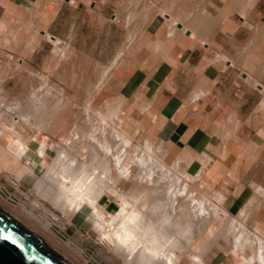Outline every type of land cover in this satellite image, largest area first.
Returning a JSON list of instances; mask_svg holds the SVG:
<instances>
[{
	"label": "crops",
	"instance_id": "obj_1",
	"mask_svg": "<svg viewBox=\"0 0 264 264\" xmlns=\"http://www.w3.org/2000/svg\"><path fill=\"white\" fill-rule=\"evenodd\" d=\"M8 1L33 19L30 69L93 89L109 68L104 101L144 105L142 135L165 159L203 167L229 215L264 218V0Z\"/></svg>",
	"mask_w": 264,
	"mask_h": 264
},
{
	"label": "rangeland",
	"instance_id": "obj_2",
	"mask_svg": "<svg viewBox=\"0 0 264 264\" xmlns=\"http://www.w3.org/2000/svg\"><path fill=\"white\" fill-rule=\"evenodd\" d=\"M146 8L147 9L144 11L143 14L145 18H148L153 13H155L153 8L150 9L149 6H146ZM32 21H33L32 16L27 14V12L25 11L22 5L11 3L8 0H0V42H1L0 43V50H1L0 51V100L2 99L0 101V106H1L0 112L2 113V115L0 116V122L2 124H6L8 128V129L6 128V130H8L11 133V136L9 137L10 139H4L3 137H1L2 139L0 138V187L6 189L7 191V193H5L3 197L0 196V207L3 208V210H5L7 213L19 219L29 230H31L37 236L42 238L45 244L50 246L54 251L58 252L60 255H62L66 260H68L72 264H126V262L123 261V259H120L118 255L112 254L113 252H110L111 250L109 249V246L106 243L101 242V240H99L98 230L96 227H92L86 220L73 219L69 223L68 220L62 217L59 211H56L46 201H44L41 197H39L38 195L39 193L37 194V192L39 191L36 192L33 184L35 180L38 178V176L42 175L44 168L43 166H40V159L39 157H37L36 153L34 152L32 153L29 151V154H27L29 160L35 163V165L34 163H32L34 167L33 171L35 173V176H28L27 174H22V172L19 171V167L21 166L20 165L21 161L18 162L15 161V159L11 157L10 154L13 151V143H15L14 142L15 138H20L24 141H28L27 142L28 144H31L33 141H31L30 138L35 137L33 143L37 145L39 141H42L41 143L43 144L44 148H46L47 145H52L57 148L64 140H66L67 137L69 138V136H70L69 139H71V137L75 138L73 139L75 144L76 143L79 144L78 141L80 142V144L81 142L82 144H84L83 142L88 141L85 140L84 137L85 132L82 133L84 129L89 128V126H87L88 124L91 125L98 124L96 120L85 118V115H87L86 111H88V113L91 115L90 117L93 118V116L95 117L94 111L98 109H102L103 105L105 106V104L107 103H108L107 104L108 107L110 106L117 107L118 110L116 112V115L118 117L119 114L120 115L122 114L121 117L124 123H126L127 125L126 129L128 131L134 132L136 130V132L138 133L139 137H136L137 136L136 133H135L136 135L134 134L135 135L134 137L139 138L138 142L137 140L135 142L131 140V143L133 142L136 145L141 142L143 144L145 142V140L143 139L144 137L142 135L144 124L142 123V121L136 119V115L138 114L139 111H143L145 106L144 105L140 106L137 109L138 112L129 113L127 107L123 106L120 101L113 102V100L111 99L104 101L101 92L99 90L100 87L99 88L97 87L98 88L96 89L97 93H95L94 88L86 89L84 87H73L72 85H70V82L57 79V73L54 66L48 65L42 68L39 67V68L30 69L29 65L27 66L25 63L24 50H25V46L27 45L29 46V40L25 39L27 32L32 31L33 33H35L34 32L35 28ZM133 33L136 34L137 31H134V28H131L130 36H132ZM132 39H133L132 37L129 38L128 41L129 44L130 42H132ZM34 42L35 41H32V47L35 46ZM10 64H13V66ZM113 66H115V63L111 65V67ZM104 73L102 77L106 79L110 73V69L109 68L106 69ZM105 75L106 77H104ZM102 77H101V81L104 80ZM45 82L47 86L44 84ZM35 85L37 86V88ZM38 86L43 87L42 90ZM92 93H95V95L94 94L92 95ZM4 100H6V102L8 103H6ZM89 100L91 101L89 102ZM17 104L18 106L13 108L14 105L16 106ZM24 104L30 107L25 106ZM87 104L89 106H87ZM25 107L30 108L31 111L30 109L28 110ZM12 108L13 109L18 108V109L14 111L12 110ZM54 108H56L57 110ZM24 109H26V111ZM32 109H34L35 111ZM20 110H22V112L25 111L24 113L28 115L30 111L33 114L31 115L30 113L29 116L32 117L34 115L36 119L34 118V120H32L33 118L32 117L30 119L31 121L30 125L28 124L22 125L19 123L14 124L13 126L10 125L9 122L11 121L14 112L16 114V112H19ZM52 114L55 115L52 116ZM39 117L41 118L39 119ZM32 121H36L33 122V125L35 127L31 126ZM112 121L116 122L115 124L118 125L117 119H113ZM138 123L140 124V127ZM36 125L38 128L36 127ZM82 125L83 127H85L84 129L81 127ZM102 125L103 124L100 123L101 127ZM79 128H82L81 129L82 132H80ZM79 132L83 134L84 137L83 139L81 137L82 135ZM151 139L153 140L152 142L154 144L158 141L157 139H153V138ZM157 144H158L157 146L158 149L155 154L157 158L159 157L162 159V161L164 160V162L166 161L167 163H172L174 160H176L174 159V157L165 159L164 146L160 141H158ZM131 145L133 146V144ZM84 147H86V145ZM84 147H80L81 149L79 148L77 154L80 153L81 155H85L86 154L85 149L86 150L88 149L87 147L86 148ZM138 148L137 149L139 151L140 146ZM137 149L135 150V153L137 152ZM178 157H179L178 158L179 162L184 167L189 166L190 159L187 158L184 153L180 154ZM26 158L27 157H24L23 158L24 160L22 159V163L23 162L25 163L27 161ZM129 161L127 162L125 161L126 164L124 165L125 169L123 172L127 170L126 171L127 173H124L125 175L124 174L121 175V173L123 172H120L121 177L117 176L119 178L117 185L122 186V188H124L125 190H128L132 187H136L137 189H142L147 187L151 188L153 186L152 182L148 180V177L150 179V174L148 173V177H147V173L146 175H144L145 172H143L144 174L141 172L142 170L140 169V165H138V163H135L134 165L132 164L134 162L131 163ZM136 164L138 165L139 168H137ZM186 167H185V171L189 176L188 178L189 185L195 186L197 182L200 183L207 190L208 196H211L208 197L210 199L212 198L211 200L209 199V201L213 202V199H217L216 204H214L215 201L213 202V204L216 206V211L219 210V212L225 213L223 211L225 209V205H224L225 198H223L222 196L223 199L222 198L218 199V197H220L219 195L220 194L223 195V193L221 192V190L217 185L212 184L213 182H211L207 178L208 176L205 173L203 167H200L198 169L194 168V166H191V168H186ZM114 168L116 171L117 166H115ZM115 171H114L115 174H119ZM199 173L201 174V176L198 177V175H200ZM147 180L150 182L151 185L148 183ZM148 184L150 185V187L148 186ZM16 185H19L20 190H17ZM165 185L166 183L163 184L162 186L159 185V187H163ZM177 192L178 191H176L175 195L177 194L176 198L179 200L175 201V197H173V200L171 201L170 204H172L173 201H175V203L172 206H178L179 210H177L178 209L177 207H174L176 209L171 208L172 210H170V212L179 217V215L181 214L180 212L181 205H179V203L180 201H182V199L180 200V194L178 196ZM6 195H9L10 198L6 199ZM37 200L38 203L42 202L41 203L42 206L48 208L58 217V220H55L53 223H51L50 226L51 229L53 228L52 229L53 233H50L46 229H44L40 225L38 220L35 219V216H33V214L36 213L42 215L41 214L42 209L41 207L38 206L36 202ZM102 200L104 202L103 203L98 202L97 206L103 211L106 210L105 204H107V206L108 204L111 205V207L109 208H113L118 204L116 198H109V196L107 195L103 196ZM16 202L24 203L28 209L32 207L33 214H29L22 211L19 205L16 204ZM11 203L15 204V206L12 205ZM172 206L169 205V209ZM220 209L222 210L220 211ZM211 211L212 210H210V212ZM48 213L49 212H44L46 216L47 215L50 216L49 215L50 213L49 214ZM183 213L181 214V216H184ZM193 214H196V212L192 213V215ZM208 214L209 212L206 213V215ZM189 216H191V214ZM193 216L196 219L191 224L192 228H190V230L192 229L191 231H194L195 233H191V234L196 235L198 233V232L196 233V231H198L197 228H199L201 225H203L205 228H202L201 232L199 231L200 233L196 238L191 239L192 243L193 242L194 243L190 245L191 246L190 250L195 254L197 253L199 254L200 252L199 255L202 256L201 258L205 263L207 262V264H241V259L239 257L243 256L246 259L244 264L246 263L264 264V218H262V216L256 215L255 217H252L253 220L246 221L245 222L247 224L246 225L245 223L240 221L239 218L234 216L230 217L229 215L228 216L229 218L234 217L235 226L233 230L231 231L228 230L230 231L228 234H226L227 232L226 233L223 232L226 231L225 230L226 219L225 220L223 219L222 221L217 216H215L212 222L207 223L204 221V223L206 224L203 223L200 225L199 224L200 218L198 219V216L196 215ZM193 216H191V219ZM155 217H156V213H155ZM179 218H181L179 219L180 222L182 221L181 223H184L183 222L184 217H179ZM229 220L230 219H228V221ZM229 223L231 224V222ZM228 225H226V227ZM222 227L223 229H221ZM254 227L258 228L257 229L258 232L257 231L255 232L253 230ZM219 228L220 231L222 230L223 231L220 232ZM169 229L171 228L169 227ZM173 229L174 227L172 228V230ZM217 233H219V235ZM65 237L69 239L71 242H73V247H68L65 245L64 243V241L66 240ZM245 239H248L250 241L252 239L253 241L251 242L248 241L249 245H245L244 243L246 244L248 243L247 242L241 243ZM180 240L182 241V238ZM186 240L187 239H185L182 242L184 243ZM235 241L237 242L234 245ZM239 243L244 244V246L243 245L241 246L242 247L241 249L238 246L240 245ZM184 244L186 245V242ZM188 262L189 259L187 257H182L178 264H188Z\"/></svg>",
	"mask_w": 264,
	"mask_h": 264
},
{
	"label": "bare ground",
	"instance_id": "obj_3",
	"mask_svg": "<svg viewBox=\"0 0 264 264\" xmlns=\"http://www.w3.org/2000/svg\"><path fill=\"white\" fill-rule=\"evenodd\" d=\"M32 39L34 40V38ZM10 65L13 66V64ZM104 77H106V75ZM104 80L101 81L100 79L101 82L99 81L98 85L94 88L95 93H97L96 89H98L102 86L103 83H105ZM44 84L46 85V82ZM41 86L38 87L42 90L43 87ZM95 93H92V95H95ZM4 101L6 102V100ZM90 101L91 100H89V102ZM107 104H105V106L103 105L102 109L94 111L95 117L93 116V118L90 117L91 115L88 113V111H86L87 115H85V118L96 120L98 124H88V129H84L85 127H83L82 125L81 127L84 129L83 132L81 131L82 128H79L80 132H85V140H88L87 142H83L84 144H82L81 142L82 145L78 141L80 145L76 143L78 145L77 146L73 140L75 138L71 137V139H69L70 136L69 138L67 137L66 140H64L61 144L59 143L60 145L57 148L52 145H47L46 148H44L43 144L41 143L42 141H39L36 145L35 143H33L35 137L30 138L31 141H33L31 144H28V141H24L20 138H15V143H13V151L11 152L10 156L13 157L17 162L21 161V166H18L19 171H21L22 174H27L28 176H35V173L33 171L34 167L32 164L34 162H31V160H29L27 154H29V151L32 153H36L37 157H39L40 159V166H43L44 168L42 175L38 176L33 184L36 192L39 191L37 192V194L39 193V197L46 201L56 211H59L62 217L68 220L69 223L73 219L86 220L92 227H96L98 230L99 240L106 243L111 250L110 252H113L112 254L118 255L120 259H123V261L126 262V264H178L182 257H187L189 259L188 264H207V262L205 263L202 260V256L199 255L200 252L199 254L191 252L190 245L194 243H192L191 239L196 238L201 232L202 228H205L203 225H201L204 223V221L207 223L212 222L215 216H217L222 221L223 219H226V231H222L225 233L227 232L226 234H228L231 230H233L235 226L234 217L229 218V213H227L228 211H225V209L223 210L225 213L219 212V210L216 211V206L214 204H216L217 199H213V202L215 201L214 204L213 202L209 201L210 198L208 197L211 196H208L207 190L200 183L197 182L195 186L189 185V176L185 171V167L179 161L175 160L173 163H167L162 161L161 158H157L155 154L158 149V141L154 144L152 141H148L142 137L145 142L143 144L141 142L139 143L142 145L136 144L138 147L140 146V150L138 151L139 148L133 142L131 143V140L134 142L137 140L138 142L139 138H136L139 137L138 133L136 132V130L134 132L128 131L126 129L127 125L126 123H124L121 117L122 114H119L118 117L116 115V112L118 110L117 107H108ZM17 106L18 104L16 106L14 105L13 108ZM87 106L89 105L87 104ZM28 107L25 108L29 110L30 108ZM13 108L12 110L14 111L18 109ZM26 109L24 110L26 111ZM20 111L16 112V114L14 112L12 119L9 122L10 125L13 126L17 123L22 125H30V119L33 117L32 120H34V115L32 117L29 116L31 113V109L29 111V115L25 114V111ZM32 114L33 113H31V115ZM1 115L2 113L0 112V116ZM53 115L55 114H52V116ZM40 118L41 117H39V119ZM113 119L118 120V125L115 124L116 122L112 121ZM36 121H32L31 126H34L33 122ZM100 123L103 124L102 127L100 126ZM138 125L140 127L139 123ZM6 128V124H2L0 122V138L3 137L4 139H10L9 137L11 136V133L6 130ZM135 133L137 134L136 137H134L136 135ZM81 135L83 139V134ZM131 144H133V146L135 145L134 147L136 149L138 148L136 153V149ZM85 145L88 149H85L86 154L81 155L79 153V156V154H77L79 148L84 147ZM46 153H48L51 157L46 155ZM24 157H27V161L25 160L26 162L22 163V159ZM125 161H129L131 163L134 162L132 163L134 165L135 163H138V165H140V169L142 170L141 172H145V174L143 173L144 175H146L147 173L148 177V173L150 174V179L148 177V180L152 182L153 186L151 188L147 187L142 189L132 187L128 190H125L124 188H122V186H118L117 183L119 178L117 176L121 177L120 172H123L125 169ZM138 165L137 168H139ZM115 166H117L116 171L114 168ZM114 171L119 174H115ZM126 171L127 170L121 173V175L127 173ZM199 176H201V174L198 175V177ZM150 182L148 181L149 184ZM165 183V186L159 187V185L162 186ZM149 184L148 186L150 187L151 184ZM176 191H178V196L180 194V200L182 199V201H180L179 203L181 207H179L181 208V214L184 212V216H181L180 214L179 217H184V223H181L182 221L180 222L179 219L181 218L170 212V210H172L171 208H178V206H172L176 200H179L176 198ZM3 195H5V193L1 194L0 192V196L3 197ZM106 195L109 196V198H116L118 204L113 208H109L107 204L104 203L106 210L104 209L105 211H103L97 206V204L98 202L103 203L104 201L102 200V197ZM219 196L220 197H218V199L222 198L223 195L220 194ZM173 197H175V201L170 204L173 200ZM9 198L10 196L6 195V199ZM223 198L225 197L223 196ZM36 202L42 209V215L37 213L33 214V208L31 207L28 209L24 203L16 202V204L19 205L22 211L33 214V216H35V219L38 220V222L44 229H46L50 233H53V228L51 229L50 226L51 223H53L55 220H58V217L48 208L42 206V202L38 203V200ZM11 204L15 206V204ZM169 205L172 206L170 207V209ZM177 210H179V208ZM210 210L212 211L210 212ZM221 210L222 209H220V211ZM44 212H49L50 214H48L50 216L47 215V217L45 215L46 213L44 214ZM195 212L196 214L193 215L198 216V219L200 218L201 223L199 222V224L201 226L198 224L200 226L199 228H197L198 231H196V233H198L196 235H193L191 233L195 232L191 231L192 229L190 230V228H192L191 224L196 219L192 215V213ZM207 212H209V216L206 215ZM190 214L194 218L192 217L191 219V216H189ZM228 219L230 220L228 221ZM229 222H231V224ZM226 225L228 226L226 227ZM169 227L171 229H169ZM173 227L174 229L172 230ZM223 227L221 229H223ZM217 234L219 235V233ZM184 236L185 239H187L185 241L186 245L184 244L185 242H182L185 240ZM181 238L182 241L180 240ZM65 239V245L68 247H73V242H71L66 237ZM248 241L250 240L245 239L241 243H248ZM251 241L253 240L251 239ZM236 242L237 241H235L234 245L236 244ZM241 243H239L240 245H238L240 249L242 248V245L244 246V244L249 245V243ZM58 255L61 256L69 264H72L59 253ZM239 258L241 259V264H244L246 259L243 256H240Z\"/></svg>",
	"mask_w": 264,
	"mask_h": 264
},
{
	"label": "water",
	"instance_id": "obj_4",
	"mask_svg": "<svg viewBox=\"0 0 264 264\" xmlns=\"http://www.w3.org/2000/svg\"><path fill=\"white\" fill-rule=\"evenodd\" d=\"M0 264H69L19 219L0 207Z\"/></svg>",
	"mask_w": 264,
	"mask_h": 264
},
{
	"label": "built area",
	"instance_id": "obj_5",
	"mask_svg": "<svg viewBox=\"0 0 264 264\" xmlns=\"http://www.w3.org/2000/svg\"><path fill=\"white\" fill-rule=\"evenodd\" d=\"M17 187V190H20V188H19V185H16ZM0 192H1V194H3V193H7V191H6V189H4V188H2V187H0Z\"/></svg>",
	"mask_w": 264,
	"mask_h": 264
}]
</instances>
